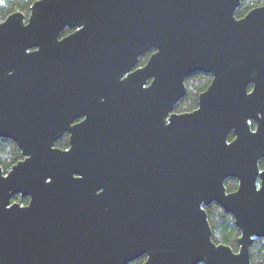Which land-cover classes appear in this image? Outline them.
<instances>
[{
	"label": "water",
	"instance_id": "water-1",
	"mask_svg": "<svg viewBox=\"0 0 264 264\" xmlns=\"http://www.w3.org/2000/svg\"><path fill=\"white\" fill-rule=\"evenodd\" d=\"M239 2L34 0L26 22L19 10L0 20V135L23 155L0 166V264H252L264 238V3L237 18ZM66 24L82 28L58 39ZM138 45L157 50L123 79L100 65ZM195 70L212 74L198 107L164 125ZM95 105L111 114L102 136L70 124ZM64 130L68 149L54 146ZM213 201L240 230L237 251L211 239Z\"/></svg>",
	"mask_w": 264,
	"mask_h": 264
},
{
	"label": "trees",
	"instance_id": "trees-1",
	"mask_svg": "<svg viewBox=\"0 0 264 264\" xmlns=\"http://www.w3.org/2000/svg\"><path fill=\"white\" fill-rule=\"evenodd\" d=\"M34 0H0V20H2L10 12L19 10L28 15L29 6ZM264 0H240L235 8L234 14L240 16L248 9ZM208 81V75L203 71H196L186 77L188 84V94L180 100L181 109H189L196 104V91L204 87ZM63 142L65 139H60ZM22 158V153L17 143L9 137L0 135V166L6 172L10 166L18 159ZM237 180L233 177H228L225 180L227 190H232L236 187ZM12 200H18L21 203L26 202L25 197L13 195ZM207 218L211 227V238L216 243H224L232 249H238L237 237L240 234L238 227L235 225L233 216L220 205L212 202L205 207ZM250 261L252 264H263L264 260V238L256 237L250 244ZM144 256H139L126 264H141ZM202 264V263H198Z\"/></svg>",
	"mask_w": 264,
	"mask_h": 264
},
{
	"label": "flooded vegetation",
	"instance_id": "flooded-vegetation-1",
	"mask_svg": "<svg viewBox=\"0 0 264 264\" xmlns=\"http://www.w3.org/2000/svg\"><path fill=\"white\" fill-rule=\"evenodd\" d=\"M264 3V2H263ZM263 3L261 4H258V5H262ZM256 5V6H258ZM255 7V6H253ZM252 8V7H251ZM250 8V9H251ZM249 10V9H248ZM247 10V11H248ZM246 11V12H247ZM245 12V13H246ZM244 13V14H245ZM244 14L240 15V16H235L237 18L243 16ZM27 16L25 17L24 21L26 22L27 21ZM82 28V24L80 25H64L62 27V29L59 31L57 37L58 39H61V38H65V37H68L70 35H72L76 30H80ZM79 38H92L91 36H86V35H80ZM143 45H138L136 48H142ZM134 49L132 50V56H123L121 58H118L117 60V56L115 54H113V59H111L109 56H103L101 58H99L98 60L100 61V65L102 66L101 64V61H104L106 60L107 64H108V68H105L102 66V68L106 69V70H112V72H122L121 75H120V79H123L124 77H126L129 73L131 72H134L135 70L137 69H140L142 67L145 66V64L148 62L150 56L157 50L156 47L154 46H146L145 48H142L141 50H139L137 53L135 51H137L138 49ZM30 50H34L36 49L35 46L29 48ZM131 52V51H130ZM136 53V54H135ZM125 69V70H124ZM196 71H201V70H195V71H192L190 73H188L185 77H184V93L182 96H180L176 102L174 103L172 109L169 111L168 115H165L164 116V125L168 123V116L169 114L171 113H175V114H178V113H183V112H189V111H192L194 109H196L198 107V97H199V94L204 91L207 86L210 84L211 80H212V74L211 73H208V72H205L207 75H208V81L206 82V84L204 85V87H202L201 89L197 90L196 91V104L192 107H190L189 109H181L180 108V100L184 97V96H187V92H188V84L186 83V77H188L190 74L196 72ZM204 72V71H203ZM119 79V80H120ZM151 80H152V77H148L146 78L145 82H143V86L144 87H148L151 83ZM251 89V84L248 86V91ZM104 99H100V101L102 102ZM99 103V101H98ZM86 109V110H85ZM107 108H102V105H95V106H91V107H88V108H83V111H81V113L76 116L75 118H73L71 120V125H76L78 123H81V124H85L88 126V129H86L84 131L85 134H88V135H96V136H102L103 135V132L105 130V124H102L100 121L101 120H109L111 114L109 112H107ZM95 121V122H91V121ZM99 121V122H97ZM249 124H250V128L252 130L255 129L256 127V122L255 120L253 119H250L249 120ZM156 126V129L158 130V132H161L162 129H163V125L161 124V122H158L155 124ZM94 128V129H93ZM70 135H71V132L69 130H64L62 132V134L54 141V146L58 147V148H61V149H68L70 147ZM64 138L65 140L63 142H61L60 139ZM234 138V133L233 131H229L228 132V135H227V140L230 141L231 139ZM22 158H23V155H22ZM20 158V159H22ZM19 160V159H18ZM258 167H259V171L262 170L264 168V159L263 158H260L258 160ZM231 177V176H229ZM228 177L225 178V180L227 179ZM237 180V185L234 189L232 190H227L226 189V186H225V180H224V186H225V190L226 192H230V191H234L237 186H238V179L236 177H233ZM256 183H257V187L259 186L260 184V180H259V177L257 178L256 180ZM100 189H98L97 191H99ZM15 195H19L20 197H25L26 198V202L25 203H21L20 201L18 200H14V201H17L19 202L20 204L24 205V204H27L28 203V200H29V197L28 196H22L20 194H15ZM214 202V201H213ZM212 203V202H211ZM210 203V204H211ZM216 203V202H215ZM209 205V204H208ZM208 205H205L204 206V209L206 206ZM219 205V204H218ZM221 206V205H220ZM222 207V206H221ZM223 208V207H222ZM224 209V208H223ZM225 210V209H224ZM206 211V209H205ZM230 213V212H229ZM207 214V212H206ZM231 214V213H230ZM232 215V214H231ZM208 219V218H207ZM234 220V218H233ZM209 222V221H208ZM211 228V227H210ZM239 229V228H238ZM240 231V230H239ZM240 235V234H239ZM238 238V237H237ZM256 238V237H254ZM259 238H263V237H259ZM212 239V238H211ZM220 243V242H219ZM238 243V242H237ZM252 243V242H251ZM238 247H239V244H238ZM250 248V247H249ZM234 250V249H233ZM238 250V249H237ZM237 250H234V251H237ZM250 253V251H249ZM139 256H144V259L143 261L145 260L146 256L143 254V255H139ZM138 256V257H139ZM137 258V257H136ZM135 259V258H134ZM142 261V263H143ZM128 263V262H127ZM141 263V264H142Z\"/></svg>",
	"mask_w": 264,
	"mask_h": 264
}]
</instances>
